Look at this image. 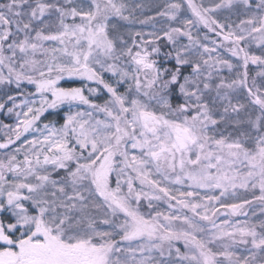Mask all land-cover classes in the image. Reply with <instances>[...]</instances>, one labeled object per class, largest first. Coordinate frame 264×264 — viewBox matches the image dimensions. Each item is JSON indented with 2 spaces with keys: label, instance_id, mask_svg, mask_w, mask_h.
I'll use <instances>...</instances> for the list:
<instances>
[{
  "label": "snow or ice",
  "instance_id": "obj_1",
  "mask_svg": "<svg viewBox=\"0 0 264 264\" xmlns=\"http://www.w3.org/2000/svg\"><path fill=\"white\" fill-rule=\"evenodd\" d=\"M0 264H264V0H2Z\"/></svg>",
  "mask_w": 264,
  "mask_h": 264
},
{
  "label": "trees",
  "instance_id": "obj_2",
  "mask_svg": "<svg viewBox=\"0 0 264 264\" xmlns=\"http://www.w3.org/2000/svg\"><path fill=\"white\" fill-rule=\"evenodd\" d=\"M2 2V0H0ZM130 3H145V4H155L158 3L159 0H129ZM154 14L152 11H148L145 9V15H152ZM148 30V29H145Z\"/></svg>",
  "mask_w": 264,
  "mask_h": 264
}]
</instances>
